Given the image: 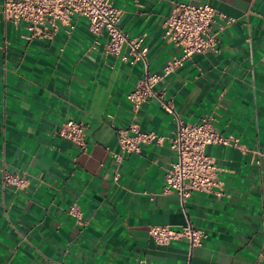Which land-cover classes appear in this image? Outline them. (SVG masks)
<instances>
[{"label": "crops", "instance_id": "0c3cea01", "mask_svg": "<svg viewBox=\"0 0 264 264\" xmlns=\"http://www.w3.org/2000/svg\"><path fill=\"white\" fill-rule=\"evenodd\" d=\"M0 0V264H264V0H112L129 37L145 36L147 68L160 72L180 49L164 35L175 3L210 4L233 18L219 52L194 54L156 86L184 122L210 118L240 147L208 144L219 167L214 192L181 202L163 192L176 159L172 114L156 98L136 113L127 95L144 66L104 51L88 21L75 16L67 34L26 39V24L2 16ZM221 23L216 16L212 29ZM95 39L97 42H95ZM67 120L85 125V148L60 137ZM136 124L164 137L120 162L116 131ZM4 170L26 179L3 182ZM81 216L69 214L71 205ZM189 220L207 237L156 244L153 225Z\"/></svg>", "mask_w": 264, "mask_h": 264}, {"label": "built area", "instance_id": "2783aa9c", "mask_svg": "<svg viewBox=\"0 0 264 264\" xmlns=\"http://www.w3.org/2000/svg\"><path fill=\"white\" fill-rule=\"evenodd\" d=\"M120 15L121 11L112 0H3L2 2V16L6 21L26 24L29 32L26 39L51 40L60 28L70 34L74 28L72 19L78 16L88 21V28L96 39L103 34L106 35L107 40L104 44L106 54L119 55L122 47L126 45L128 54L122 59L140 61L144 66L134 88L127 95L133 111L136 113L149 99L156 98L159 105L172 114L175 120L176 127L173 136L170 137L169 145L176 159L165 172L163 192L175 191L182 203L192 191L214 192L219 186L217 179L219 167L205 153V147L213 143L240 147L238 139L223 136L213 126L210 118H203L195 123L184 122L175 111L172 102L165 100L156 86L194 54L218 53V35L232 23L233 18L217 14L210 4L175 3L172 13L165 19L164 35L180 49V54L166 61L160 72H151L147 68L148 46L145 36L129 37L120 27ZM216 16L220 18L221 23L216 30H213L212 25L216 22ZM84 130L83 122L67 120L61 124L57 133L84 149ZM116 139L119 153H114L113 156L117 162H120L123 154L140 153L143 144L156 142L161 145L164 141V137L155 131L141 130L134 123L126 128L117 129ZM2 178L5 184L15 187L21 188L26 185V179L17 172L4 170ZM68 212L72 216H81L74 204L69 207ZM148 233L158 245L186 239L189 251L200 246L207 237L203 230L194 227L189 220L178 227L153 225L149 227ZM135 264H146V262L144 259H139Z\"/></svg>", "mask_w": 264, "mask_h": 264}]
</instances>
